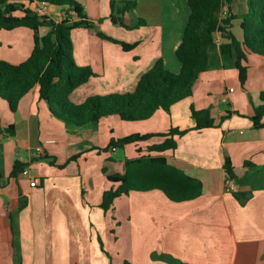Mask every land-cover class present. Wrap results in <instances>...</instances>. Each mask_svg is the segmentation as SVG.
Returning <instances> with one entry per match:
<instances>
[{
	"label": "crops",
	"instance_id": "1",
	"mask_svg": "<svg viewBox=\"0 0 264 264\" xmlns=\"http://www.w3.org/2000/svg\"><path fill=\"white\" fill-rule=\"evenodd\" d=\"M117 1H129L127 10L135 18L128 26L136 27L141 20L150 35L126 41L137 42L133 49H141L144 58L138 51L124 67L116 66L112 80L134 88L159 57L167 69L178 71L174 50L189 13L186 0ZM223 2L235 16L228 30L241 41L240 17L248 11V0ZM35 7L54 19L64 15L59 6ZM227 13L219 12L218 17ZM46 31L38 30L39 35ZM93 35L92 29L86 34L91 37L87 54L92 56L99 43ZM222 43L230 40L218 32L208 49L207 68L190 96L175 102L169 112L158 109L143 120L107 116L95 126L74 127L51 114L37 87L21 97L15 111L0 98V264H264V56L247 55V78L241 84L235 53L222 55ZM33 44L28 27L0 28L2 60L22 62ZM96 57L101 73L93 70L97 75L92 78L105 74L104 59ZM192 108L208 109L214 125L192 129ZM105 120L109 124L102 126ZM140 121L144 124L124 126ZM9 125L12 135L6 131ZM170 128L186 131L173 136L176 147L164 152L167 163L198 178L202 193L174 202L157 189L131 191L116 197L105 211L103 192L114 186L107 174L124 172L126 158L136 157L137 149L145 154L148 145L164 137L154 135L120 147L128 151L124 158H115L118 148H98L112 137L166 133ZM226 157L233 166L234 191L224 186ZM16 162L28 167L36 185L31 186L21 171L12 174Z\"/></svg>",
	"mask_w": 264,
	"mask_h": 264
},
{
	"label": "trees",
	"instance_id": "2",
	"mask_svg": "<svg viewBox=\"0 0 264 264\" xmlns=\"http://www.w3.org/2000/svg\"><path fill=\"white\" fill-rule=\"evenodd\" d=\"M229 2V0H226ZM115 0L110 1L113 9ZM121 12L130 9L129 1ZM223 0H186L189 9L187 21L183 27L181 39L174 50L179 69L173 72L167 69L161 57L140 74L132 91L111 92L105 95H89L81 103L71 100V93L97 74L89 65H78L73 57L71 32L76 27L91 28L92 23L76 0H0V28L10 30L16 27H28L33 31V48L30 55L19 63L0 59V98L4 99L11 111L17 109L22 96L38 88V97L44 100L51 114L74 127L95 126L107 116H116L121 120H143L156 110L170 111V107L192 94L194 83L208 64V49L221 33L230 40L222 43V55L235 53V67L238 79L243 84L247 78V55L264 56V0H248V11L240 17L243 39L238 41L228 27L234 14L228 12L218 17ZM38 5H53L63 8L64 15L54 19L46 13L39 15L33 10ZM114 21V19H113ZM124 25L121 20L117 21ZM142 22L139 20L138 25ZM47 27L43 35L39 28ZM106 37L102 32H96ZM120 43L123 50L132 49L137 42L127 43L107 36ZM264 93H262V96ZM195 119L192 129L199 130L214 125V119L208 109H191ZM229 114L227 112L226 116ZM258 117L253 120L257 121ZM257 125V122H256ZM13 134V126L6 127ZM186 130L170 128L166 133H130L120 138H110L99 150L107 151L126 144H137L154 135L163 136L160 143L147 146V152L125 159L122 173L107 174L114 186L105 190L101 207L106 211L112 201L131 191L160 190L174 202L186 201L202 193V182L182 169L167 163L164 152L176 147L174 135ZM155 152L156 154H153ZM79 154L71 157L77 158ZM54 164V160L50 161ZM24 166L15 163L12 174L20 172ZM224 169L230 178L234 177L229 157L225 158ZM238 197H243L236 193ZM124 264H129L124 261Z\"/></svg>",
	"mask_w": 264,
	"mask_h": 264
},
{
	"label": "rangeland",
	"instance_id": "3",
	"mask_svg": "<svg viewBox=\"0 0 264 264\" xmlns=\"http://www.w3.org/2000/svg\"><path fill=\"white\" fill-rule=\"evenodd\" d=\"M109 1L110 0H84V2L80 1L81 7L83 8L86 15L89 16V20L92 23V27H76L72 30L71 39L73 42L74 49L73 57L74 59H76L77 63L85 62V65H89L94 71L98 72L100 71L99 69L101 68V64L97 63L96 55L102 57L104 59L105 64L103 68L105 69V74H101L98 77L92 78L88 82L75 89L71 96V100L74 103H81L85 100L87 96L94 95V90H99L98 93L95 92L99 95H105L111 92L123 93L127 91H132L133 88L125 87V83L123 81L112 80V78L115 77L114 71H116L117 69L116 66L124 67L127 61H131L133 57L138 54V51L141 55V58H144V56L141 54V52H143L140 51L141 49H133L136 45L132 49L124 51L120 43H115L107 38V36H109L119 41L126 42L132 38H135L137 39L136 41H138L139 38H145L150 35L146 33L149 32V30L143 29L141 25H138L136 27L128 26L130 21L135 17L134 13H131V11L128 12V10H126L123 11V13L121 12V9L124 6L123 2L115 0L113 9L111 10L109 6ZM118 20H121L124 25L119 26L120 24L117 22ZM91 29L93 32H95V35H97L96 32L98 31L106 35V37H100L98 35V37H96L95 35H93L95 40H99V43L93 48L94 56L87 54V46L91 37L88 40L86 34H90ZM148 42L149 41H147V43ZM143 60L139 61L138 63H142ZM132 64L134 63L127 64V66ZM120 69H123L125 72L124 68ZM107 120L104 121L102 126H107L109 124ZM136 124H144V122L140 121L136 123H125L124 126L133 128ZM107 128L108 127H106V129ZM90 140L93 142L95 141L93 138H90ZM97 145H99V143ZM125 148L126 146L124 148L119 147L114 154L115 158H124V154L127 151V149ZM110 250L114 255L113 260H116L117 257L114 248H110Z\"/></svg>",
	"mask_w": 264,
	"mask_h": 264
},
{
	"label": "built area",
	"instance_id": "4",
	"mask_svg": "<svg viewBox=\"0 0 264 264\" xmlns=\"http://www.w3.org/2000/svg\"><path fill=\"white\" fill-rule=\"evenodd\" d=\"M33 10L36 11L39 15L44 14V11L42 10V8L34 7ZM225 13H227V4L226 3L222 4L221 10H220V14L223 15ZM62 16H63V14H62ZM229 91H233V89L230 88ZM222 101H224V102L226 101V96L222 97ZM111 150L114 151L115 147H113ZM21 174L24 176H27L29 178V184L31 186H34L37 184V182H38L37 178L30 175V171H29L28 167H24L21 170ZM224 184H225L224 186H225L226 191H234L235 190V185L229 176H226Z\"/></svg>",
	"mask_w": 264,
	"mask_h": 264
}]
</instances>
